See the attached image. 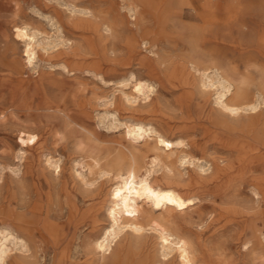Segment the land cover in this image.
<instances>
[{
	"label": "rangeland",
	"instance_id": "obj_1",
	"mask_svg": "<svg viewBox=\"0 0 264 264\" xmlns=\"http://www.w3.org/2000/svg\"><path fill=\"white\" fill-rule=\"evenodd\" d=\"M147 1L171 3L168 12L176 18L165 28L148 19L137 26L123 0H0V231L27 242L26 248H14V264H181L176 255L164 258L158 234L139 216L129 218L145 231L125 229L109 255L95 247L113 224L108 211L118 182L115 160L130 152L142 155L157 184L166 185L164 168L149 162L156 156L177 161L187 150L173 143H183L178 146L186 145L198 159L204 156L200 149L208 147L219 169L228 170L222 175L218 169L210 178L199 192L203 199L196 212L177 229L197 240V264H264V240L259 244L250 231L244 234L248 226L264 234V205L259 218L257 205L244 210L233 196L238 178H264V0ZM180 3L185 8L193 3L198 15L190 9L194 17L179 19ZM73 5L98 18L72 13ZM117 12L124 24L116 33L115 52L102 22ZM14 25L43 33L39 38L53 43L32 69L23 68L25 44L14 42ZM137 38L147 43L140 53L128 52L126 42ZM208 63L229 71L234 84L250 82V103H261L258 118L249 119V111L234 118L217 105L215 92L204 94L197 77ZM133 71L158 91L143 110L148 101L135 110L125 101L134 92ZM130 121L153 122L170 145H159L154 136L130 145L124 128ZM27 135L36 136V143L22 149ZM194 142L200 149L190 147ZM234 145L249 153L243 174ZM50 157L61 161L58 174L46 165ZM245 191L251 196L249 187Z\"/></svg>",
	"mask_w": 264,
	"mask_h": 264
},
{
	"label": "bare ground",
	"instance_id": "obj_2",
	"mask_svg": "<svg viewBox=\"0 0 264 264\" xmlns=\"http://www.w3.org/2000/svg\"><path fill=\"white\" fill-rule=\"evenodd\" d=\"M123 1H124V4L127 10L130 13H133L132 17H134V22L132 24H135L137 26L139 25L140 21L142 22V20L144 21L148 19V20H152L158 27L165 28L170 22H172L173 18H176V15H177V14L173 15L170 12H168V10L170 9L169 7H171L172 4L166 3L165 1L157 5L147 0H123ZM187 5L189 7L185 8L184 4L180 3V6H179L180 12L178 13V16H177L179 19H182L186 16L194 17L193 15H189L190 9H192V11L196 13V14L194 13L195 16L198 15L197 14L198 10L193 3L191 4L188 3ZM72 7H73L72 13L74 14H79L81 16H86V17L89 16L92 20L98 18L97 15L92 14V11L90 12L87 9L78 8L75 5H73ZM122 18L123 16L119 12H117V14L114 17L106 16L103 19L102 25L106 27V32L110 33V35L107 38L113 40V42L111 43V48H112L111 51L112 50L115 51V48L117 47L115 43V40L117 37L116 33H117V30L121 28V26L124 24L123 21L121 20ZM62 28H63L62 26H60L59 28L57 27V31L60 32L61 34H62V30H61ZM12 31L14 34V42L18 43L17 41H21L25 44V54L23 56V61L25 63L23 66L24 69L25 68L32 69L33 67L36 66L37 61L39 60L42 53H47V54L49 53V49H51L50 47L53 43L49 41L46 42V40L43 38L40 39L39 36L43 35V33H40L33 29H29V27L27 26H20V25H14L12 27ZM143 37L144 36H141L140 38H143ZM142 43L146 44L147 41L144 39L141 41V40H138L137 38L134 41L129 40L128 42H126L125 46L128 52L130 53L133 52V54H136V53H140L139 48H141ZM199 59L201 58L199 57ZM209 70L213 72V75H210L209 73H207V71ZM202 71H204L205 73H203L201 77H197L200 79L202 90L204 91V94H210V93L215 92V94L218 96L217 105L221 106L225 111L230 113V115L234 118H238V119L243 118L242 115L244 112L246 113V111L250 112L249 114H247V115H250V116H247L249 119H256L259 117L257 113L259 112V107L261 103H258V104L250 103V98H249L250 92H251L250 82L248 83L246 81H241L239 84L232 83L234 81L231 82L230 77L227 74L229 71H227V73L224 72L215 63H211L209 68H207L206 70H204L203 68ZM129 79H131V81L134 83V86H133L134 92L131 95L125 96L126 103L130 105V108L132 110H135L137 107H139V104H141L142 101L144 102L148 101L147 103H145L142 110L144 109V107L150 106V104L154 100L151 97L155 96L158 92L156 89V85L146 80L139 79L137 73L134 71L130 74ZM263 86L264 84L262 85V87ZM113 104L114 103H112L110 106H112ZM252 115H255V116H252ZM112 117L114 118L115 121L119 120L116 111L114 115H112ZM125 125L126 126L124 128L127 129V138L129 139V142L131 143L130 145L134 144V142L138 143V142L144 141L146 138H149L150 136L156 137L157 138L156 142H159V145H163V146L170 145L167 142L166 135H164L163 132L161 131V128L157 126L156 124H154L153 122H149L147 124L141 121H133ZM239 125L237 124L238 127H240ZM35 143H36V136L27 135L24 141L21 142L19 145H21L22 149H26L34 145ZM179 144L180 143H173V145L175 146L177 145L179 149H183L187 151H184L185 152L184 155L180 157L177 161H172V160L171 161H160L159 159H156L157 158L156 156V158L153 159V161L149 162V165L152 168L158 165L160 166V168L161 166L164 168L165 170L164 178L167 183L166 185L157 184V179H156L157 177L156 178L154 177V174H155L154 171L146 168L145 164H147V162L144 161L145 158L142 155H139L134 152H130L129 155H124L115 160L114 167L112 169H113V172H115L114 175L116 179L118 180V182L114 190H112L113 191L112 201H111L112 205L108 211L109 217L111 218L113 224L112 226H110L109 229L105 231L103 236L100 239H98V241L96 242L95 247L97 251L101 252L103 255L104 254L109 255L113 249V246L118 241L119 236H121L120 233L124 231L125 229L126 230L131 229L138 234L145 231L143 226H141L140 224L136 222H132V220H130L132 216H139L142 219H147L151 224L152 230H154L158 234L159 240L161 241V244H162L164 258H169V257L175 258L174 256L176 255L179 258L181 264H197V253H198L197 240L189 236L180 234L177 229L180 228L183 225V223H187V217L192 216L196 212V211L192 212L193 208H195V206H197L198 204L202 202L203 197L201 193L199 192L203 190L204 188H208V185L206 184L210 180V178L214 179V177L218 173L222 172L223 170L219 169L220 165L217 162L218 161L217 158L208 156L209 155L208 147L200 149L199 145H197L196 142H194L190 146L193 150L200 149L201 151H203L204 153L203 158L200 157L198 159L191 155L190 151L188 150L189 147H186L185 149L184 147L186 145L181 147V146H178ZM233 148L237 152L240 153L239 161L241 163V174H243L242 172H246L247 166H245V163L248 160L249 153L244 152L246 147H237L236 145H234ZM233 148H230L229 152H233L234 151ZM236 148H239V149L237 150ZM46 165L49 167V169H54L57 174L59 170H61V161L53 160L52 157L47 159ZM182 168H184L185 173L182 172L181 170ZM258 168H262V166L253 168V171L256 172ZM218 169L220 170V172H217ZM227 171H223L222 175H224ZM238 179L239 180H237L236 182L239 184H237V186L234 189V194H233L234 199L239 200L238 202H240L239 204L244 210L248 208L247 206L249 203H253L254 205H257L258 213L257 214L255 213V214L257 216L263 215L262 214L263 212H261L260 210V206L262 204L264 205V178L249 179V178H245L244 176H242ZM191 187H194V189L197 190V192L192 196L185 194V192H183L182 190L184 188L191 189ZM247 187L250 188L251 196H249V194L246 195L247 193L245 190ZM158 212H160L159 217L156 218L155 215ZM238 212H240L241 216L242 214L244 215L242 211H238ZM247 231H250V233L252 234V238H256L257 242L259 244H262L264 240V234H261V236H258V230L254 229L251 226H248L245 229L244 234H246ZM25 242L24 240H22L21 238H18L13 232H10L9 230L0 231V264H14L13 262L17 259V257H15L13 253L15 252L14 248H17V247L26 248L27 242L26 243ZM250 243H251L250 241H246L245 245H249ZM18 250L19 249H17V251ZM16 264H21V263L16 262Z\"/></svg>",
	"mask_w": 264,
	"mask_h": 264
}]
</instances>
